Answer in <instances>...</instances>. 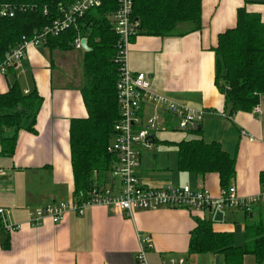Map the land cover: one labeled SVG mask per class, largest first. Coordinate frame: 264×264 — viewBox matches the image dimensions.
<instances>
[{"label": "crops", "instance_id": "obj_1", "mask_svg": "<svg viewBox=\"0 0 264 264\" xmlns=\"http://www.w3.org/2000/svg\"><path fill=\"white\" fill-rule=\"evenodd\" d=\"M240 9L258 15L264 23V0H202L201 31L181 24L177 37L132 38L127 55L132 73L147 74L159 94L207 112L198 133L188 134L192 137L168 129L151 142V149L138 148V177L144 186L161 189L188 185L194 190L207 189L213 198H219L218 174L201 177L178 169L177 144L203 139L206 143L218 142L236 159L231 186L239 199L264 193L259 179L264 172V95L257 106L260 112L230 116L225 97L216 86L218 58L214 49L218 36L236 26ZM83 56L84 51L79 50L30 46L26 57L7 75L0 76V94L8 91L16 77L24 91L36 90L43 98L37 134L21 132L14 155L0 154L4 172L0 207L8 208L11 221L21 226L9 236V249L0 242V264H141L136 257L146 236L153 245L146 253L147 264H162L171 255L186 258L188 264H223L221 255L188 254L195 217L212 221L217 232L233 233L236 246H243L245 226L258 220L260 213L264 216V203L251 208L249 216L234 209H159L137 210L126 217L116 210L94 206L83 216L68 213L59 224L50 220L39 226L30 223V214L42 207L73 200L70 127L72 120L88 116L81 93L85 83ZM153 114V108L144 105L139 116L145 123ZM161 115L174 124L169 114ZM248 136L254 141L250 142ZM113 182L119 194L121 184ZM244 264H254V260L246 257Z\"/></svg>", "mask_w": 264, "mask_h": 264}, {"label": "trees", "instance_id": "obj_2", "mask_svg": "<svg viewBox=\"0 0 264 264\" xmlns=\"http://www.w3.org/2000/svg\"><path fill=\"white\" fill-rule=\"evenodd\" d=\"M118 0H104L70 29L49 38L50 50H74L78 36L87 39L84 51V87L81 90L88 116L72 120L70 127L71 165L75 189L73 200L83 202L94 188L111 184L115 159L108 146L119 119L117 84L122 67L119 36L114 31L112 14ZM73 0H0V13L7 7L13 17L0 14V61L24 36L52 25L61 19ZM202 0H134L133 18L139 23L136 36L177 37L178 27L189 24L194 31L202 29ZM135 36V37H136ZM132 40V39H131ZM216 86L225 97L230 116L253 112L264 95V23L256 14L240 9L237 24L218 36ZM11 68L9 71H11ZM43 98L33 90L24 93L14 77L6 93L0 94V154L12 157L21 132L37 134L36 125ZM198 133V131H195ZM178 169L198 176L218 174L221 189L227 190L236 175V159L218 142L189 139L177 144ZM264 191V172L260 173ZM256 203L252 208L261 206ZM248 216L250 211L243 210ZM261 211V209L259 210ZM190 236L189 255L213 254L223 257V264H244L251 257L254 264H264V216L245 226V244L236 246L234 234L217 232L213 222L195 217ZM9 235L3 246L9 249Z\"/></svg>", "mask_w": 264, "mask_h": 264}, {"label": "built area", "instance_id": "obj_3", "mask_svg": "<svg viewBox=\"0 0 264 264\" xmlns=\"http://www.w3.org/2000/svg\"><path fill=\"white\" fill-rule=\"evenodd\" d=\"M104 0H73V3L63 11L62 17L31 37L24 36L16 47L12 48L0 61V76L8 74L9 70L26 57L30 46H46L49 38L58 37L74 28L78 29L79 21L85 14L98 8ZM118 8L112 14L114 31L119 36V48L122 67L117 84V102L119 119L114 125V136L108 146V152L114 159L111 178L119 181L121 192L115 193V186L94 188L89 197L83 202L71 200L59 204H51L31 213L30 223L34 226L42 225L46 220L54 224L62 222L68 213L79 216L85 214L89 207L103 206L121 212L126 217H132L137 210L151 211L159 209H185L190 212L215 210H247L256 203H264V193L257 198L239 199L236 188L221 189L219 198H213L207 189L194 190L190 186H167L161 189L148 188L140 181L138 171L141 166L139 147L151 149L152 144L162 131L173 129L183 134H191L199 128L207 112L184 105L159 94L152 88L151 80L145 73H132L127 65V55L131 39L138 33L139 23L133 18L134 0H118ZM2 17H13L14 13L7 7L1 11ZM84 37L78 36L74 42V50L85 51L81 45ZM28 94V91H24ZM149 105L154 114L145 123L139 116L142 107ZM253 112H260L256 107ZM162 113L169 114L174 124L162 117ZM245 135V133H243ZM250 142L254 141L248 136ZM4 172L0 169V181ZM11 211L0 207V242L5 235H11L21 229V226L11 221ZM149 236L140 241V251L136 260L147 264L146 253L152 249ZM162 264H188L186 258L169 256Z\"/></svg>", "mask_w": 264, "mask_h": 264}, {"label": "water", "instance_id": "obj_4", "mask_svg": "<svg viewBox=\"0 0 264 264\" xmlns=\"http://www.w3.org/2000/svg\"><path fill=\"white\" fill-rule=\"evenodd\" d=\"M81 45H82V47H83V49H84L85 51H88V50H89V48H88V46H87V39H86V38H83V39L81 40Z\"/></svg>", "mask_w": 264, "mask_h": 264}, {"label": "rangeland", "instance_id": "obj_5", "mask_svg": "<svg viewBox=\"0 0 264 264\" xmlns=\"http://www.w3.org/2000/svg\"><path fill=\"white\" fill-rule=\"evenodd\" d=\"M19 78H20V75H19ZM23 82V80L21 81V83ZM187 135V137H192V135L191 136H188V134H186ZM205 256H207V255H205ZM222 264V263H221Z\"/></svg>", "mask_w": 264, "mask_h": 264}]
</instances>
